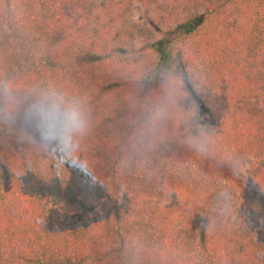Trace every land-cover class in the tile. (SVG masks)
I'll return each mask as SVG.
<instances>
[{
  "label": "trees",
  "instance_id": "1",
  "mask_svg": "<svg viewBox=\"0 0 264 264\" xmlns=\"http://www.w3.org/2000/svg\"><path fill=\"white\" fill-rule=\"evenodd\" d=\"M0 80L88 121L0 120V264H264V0H0Z\"/></svg>",
  "mask_w": 264,
  "mask_h": 264
},
{
  "label": "clouds",
  "instance_id": "2",
  "mask_svg": "<svg viewBox=\"0 0 264 264\" xmlns=\"http://www.w3.org/2000/svg\"><path fill=\"white\" fill-rule=\"evenodd\" d=\"M21 121V140L59 159L60 166H74L71 159L88 131L80 101L70 99L54 86L27 89L18 94L0 80V120Z\"/></svg>",
  "mask_w": 264,
  "mask_h": 264
},
{
  "label": "rangeland",
  "instance_id": "3",
  "mask_svg": "<svg viewBox=\"0 0 264 264\" xmlns=\"http://www.w3.org/2000/svg\"><path fill=\"white\" fill-rule=\"evenodd\" d=\"M134 15H135V18H136L137 17V13L135 12Z\"/></svg>",
  "mask_w": 264,
  "mask_h": 264
}]
</instances>
